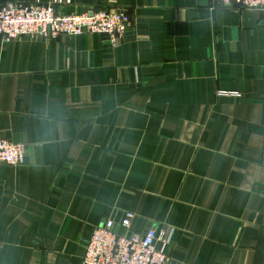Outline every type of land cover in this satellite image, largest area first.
<instances>
[{"label": "crops", "instance_id": "0c3cea01", "mask_svg": "<svg viewBox=\"0 0 264 264\" xmlns=\"http://www.w3.org/2000/svg\"><path fill=\"white\" fill-rule=\"evenodd\" d=\"M20 1L131 23L117 46L0 34V137L27 148L0 165V264H82L94 227L127 211L137 232L172 231L169 264H264V12Z\"/></svg>", "mask_w": 264, "mask_h": 264}, {"label": "built area", "instance_id": "2783aa9c", "mask_svg": "<svg viewBox=\"0 0 264 264\" xmlns=\"http://www.w3.org/2000/svg\"><path fill=\"white\" fill-rule=\"evenodd\" d=\"M224 8L264 12V0H219ZM131 20L125 9H87L59 11L54 3L34 4L10 1L0 7V34L5 41L19 38L56 39L82 34L105 35L113 46L123 39ZM222 94L240 96L238 92ZM27 148L22 142L0 137V165L25 163ZM135 214L127 211L119 221H106L94 227L86 243L82 264H169L172 231L133 230Z\"/></svg>", "mask_w": 264, "mask_h": 264}]
</instances>
